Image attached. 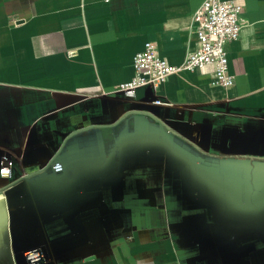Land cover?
Instances as JSON below:
<instances>
[{"label":"crops","instance_id":"crops-1","mask_svg":"<svg viewBox=\"0 0 264 264\" xmlns=\"http://www.w3.org/2000/svg\"><path fill=\"white\" fill-rule=\"evenodd\" d=\"M202 1L0 0V150L20 158L0 176V264L36 247L54 264H264V0H233L231 87L206 66L110 96L145 42L173 65L197 48Z\"/></svg>","mask_w":264,"mask_h":264},{"label":"built area","instance_id":"built-area-1","mask_svg":"<svg viewBox=\"0 0 264 264\" xmlns=\"http://www.w3.org/2000/svg\"><path fill=\"white\" fill-rule=\"evenodd\" d=\"M242 6L233 0H203L192 15L195 27L197 48L189 52L183 62L178 65L168 63L159 57L155 44L147 41L141 50L136 52L132 59L133 75L123 83L116 85L110 93L114 98H134L139 88L152 86L153 88L163 83L170 75L182 71L201 70L206 66L213 68L212 84L229 88L233 85L234 78L228 71V58L226 45L239 38L243 24ZM154 104L168 106V103L159 100ZM14 154L8 149L0 150V176L12 181V167ZM48 167L54 173H60L63 166L59 161L52 160ZM25 264L55 263L53 256L44 253L41 247L27 250L23 254Z\"/></svg>","mask_w":264,"mask_h":264}]
</instances>
